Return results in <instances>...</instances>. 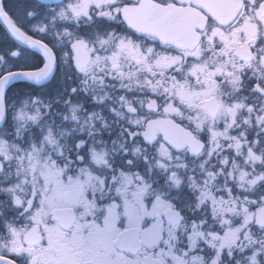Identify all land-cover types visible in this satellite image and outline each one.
Listing matches in <instances>:
<instances>
[{"label": "snow or ice", "instance_id": "obj_1", "mask_svg": "<svg viewBox=\"0 0 264 264\" xmlns=\"http://www.w3.org/2000/svg\"><path fill=\"white\" fill-rule=\"evenodd\" d=\"M0 264H264V0H0Z\"/></svg>", "mask_w": 264, "mask_h": 264}]
</instances>
